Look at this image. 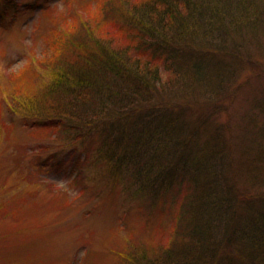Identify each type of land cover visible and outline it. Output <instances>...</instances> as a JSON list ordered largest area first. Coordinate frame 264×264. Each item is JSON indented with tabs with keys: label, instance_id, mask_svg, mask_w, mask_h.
Instances as JSON below:
<instances>
[{
	"label": "rangeland",
	"instance_id": "obj_1",
	"mask_svg": "<svg viewBox=\"0 0 264 264\" xmlns=\"http://www.w3.org/2000/svg\"><path fill=\"white\" fill-rule=\"evenodd\" d=\"M83 1L89 2V7L96 5V0ZM135 1L101 0L102 5L113 6L116 14L113 18L109 16L113 10L109 7V13H100L99 22L104 21L105 26L91 27L90 37L110 46L107 40L112 38L117 47L123 46L122 38L114 33L119 28L125 29L127 16L117 20L120 17L117 8L125 9L128 16L139 17L138 10L134 14L130 10ZM69 2L0 0V264H129L130 255L138 258L144 252H150L147 255L154 259L151 255L162 253L160 247L168 244L170 227L176 223L175 214L186 208L188 195L195 197L199 193L186 181L184 167L188 160L184 155L189 141L179 146L172 165L178 173L175 177L169 175L165 183L158 169L148 166L155 162L150 153L142 157L145 164L139 171L127 167L125 155L122 166L118 164L122 160L111 155L117 150L113 148L123 151L126 142L132 143L137 127L134 114L125 107L110 111L105 115L106 123L97 128L84 123L59 126L57 130L35 129L37 124L32 119L36 117L28 116L20 100L45 93L40 84L46 77L34 65L26 67L32 58L29 50L39 47L40 51L41 38L54 26L51 16L63 10L64 13ZM77 7L76 4L74 8ZM77 11L82 18L84 14ZM64 34L68 37L69 33ZM228 36L222 48L234 46L239 59L225 87L210 93L212 99H206L210 98L206 94L208 85L199 88L187 81L186 86L175 88L168 82L170 74L164 72L162 64L157 65V74L149 77L147 87L156 88L154 94L161 96L158 98L162 107L170 105L172 100L187 106L182 114V121L189 126L187 138H196L197 144H203L205 138L209 140V146L213 147L211 155L215 153L209 166L217 174L218 184L232 186L235 200V190L246 195L258 194L257 197L264 195V158L263 179L254 183L253 170L248 169L250 159L238 150V142L249 143L250 125L255 121L261 124L255 104L264 97V24L253 29L246 26L239 32L233 29ZM85 45L93 47L90 41ZM43 61L42 68L47 57ZM21 69L24 79L17 76ZM108 134L119 138L118 145L112 149L107 145ZM158 138L164 143L163 138ZM257 141L253 142L257 144ZM170 143L163 146L169 153L174 151V142ZM144 177L147 186L142 188ZM225 245L223 248L232 257L221 253L216 263L226 264L231 260L235 264L231 243ZM196 260L198 264L204 263L202 257Z\"/></svg>",
	"mask_w": 264,
	"mask_h": 264
},
{
	"label": "trees",
	"instance_id": "obj_2",
	"mask_svg": "<svg viewBox=\"0 0 264 264\" xmlns=\"http://www.w3.org/2000/svg\"><path fill=\"white\" fill-rule=\"evenodd\" d=\"M100 1L96 0V5L89 7V2L70 0L64 13L63 10L51 16L53 29L41 38L40 51L39 47L29 50L32 58L26 66L33 68L34 65L39 68V74L46 77L40 84L45 93L24 97L20 100L22 109L28 116L36 117L32 119L37 124L35 129L47 131L84 123L89 128H97L106 123L105 115L110 111H121L120 108L125 107L134 114L137 127H134L132 143L126 142L123 151L113 148L119 143L118 136L108 134L107 145L117 149L111 155L121 160L125 155L127 167H135L137 171L145 164L144 155L150 153V158L154 155V164L148 166L158 169L164 183L169 175L175 177L178 173L172 165L179 146L191 143L184 155L188 160L184 170L186 181L199 193L195 197L188 195L186 210L181 208L180 213L175 214L176 223L170 227L168 244L160 247L162 253L152 254L154 259L147 255L150 252L140 253L138 258L132 254L129 264H198L196 259L201 257L202 264H218L219 254L232 257V253L223 248L226 242L231 243L230 248L234 250L235 264H264V195L257 197L258 194L246 195L235 190L234 200L232 186L218 184L217 174L209 166L215 154L211 155L213 147L209 146V140L205 138L203 144H197L196 138H187L189 126L182 121L187 106L172 100L170 105L162 107L161 96L154 94L156 88L147 87L149 77L157 74V65L162 64L164 72L170 74L168 82L175 88L186 86L187 81L199 88L208 85L205 93L210 98L206 99H212L210 93L215 94L216 88L225 87L239 59L234 46L222 48L223 41L233 29L239 32L246 26L253 29L255 25L264 24V0H136L130 10L132 14L138 10L139 17L128 16L125 9L117 8L120 14L117 20L127 16L125 29L119 28L114 33L122 38L120 47L112 38L107 40L110 46L90 37L91 27L105 26L104 21L99 22L100 13H109V7L113 9L109 16L116 14L113 6L102 5ZM76 4L79 7L74 8ZM77 10L84 14L82 18ZM66 30L68 37L64 34ZM88 41L93 47L85 45ZM46 57L48 61L42 68ZM23 72L24 69L19 70L17 76L24 79ZM255 105L261 124L255 121L250 125L248 133L253 135L249 133L247 145L238 142V150L250 159L251 181L260 183L264 158L261 149L264 146V97L258 98ZM158 137L163 138L164 143ZM257 139L255 144L253 141ZM170 141L174 142V151L169 153ZM117 162L122 166L123 160ZM145 178L141 179L142 188L147 186ZM226 264L232 261L227 260Z\"/></svg>",
	"mask_w": 264,
	"mask_h": 264
}]
</instances>
